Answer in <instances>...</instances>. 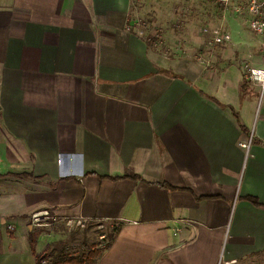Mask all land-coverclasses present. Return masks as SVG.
<instances>
[{"label":"crops","instance_id":"obj_1","mask_svg":"<svg viewBox=\"0 0 264 264\" xmlns=\"http://www.w3.org/2000/svg\"><path fill=\"white\" fill-rule=\"evenodd\" d=\"M142 10L0 0V264L78 242L73 216L112 226L94 264H264V92L245 51L173 28L154 45L125 29ZM41 209L57 221L32 224Z\"/></svg>","mask_w":264,"mask_h":264},{"label":"rangeland","instance_id":"obj_2","mask_svg":"<svg viewBox=\"0 0 264 264\" xmlns=\"http://www.w3.org/2000/svg\"><path fill=\"white\" fill-rule=\"evenodd\" d=\"M139 8L144 7V11L140 16L150 24H152L155 31L152 32L157 38L158 43L161 41L162 31L165 28H173L176 36L173 40H180L183 42L191 43L188 38L194 37L196 42V48L203 49L209 40V35L203 28H210L213 26L223 24L230 32L231 40L230 45L238 44L241 49L245 51V55L242 56V66H253L254 61H259L258 56V36L251 31L246 23L237 17L232 16L230 13L223 18H220L221 9L216 8L212 4V0H138ZM186 8V18L182 23L176 21V17L180 10ZM156 20V21H155ZM155 22V23H154ZM182 33V36L179 35ZM202 38H199L200 36ZM256 36V37H255ZM188 37V38H187ZM235 44V45H236ZM160 45V43H159ZM163 50L169 53L171 50L169 47L161 44ZM107 222H94L91 225H87L85 228L75 229L72 232V238L78 233L81 235L78 237V242L69 243L67 247H64V251L69 253L78 254L79 252H85L91 244L104 245L110 235L112 226ZM89 229V230H88ZM70 236V235H69Z\"/></svg>","mask_w":264,"mask_h":264},{"label":"built area","instance_id":"obj_3","mask_svg":"<svg viewBox=\"0 0 264 264\" xmlns=\"http://www.w3.org/2000/svg\"><path fill=\"white\" fill-rule=\"evenodd\" d=\"M138 4V0H131L132 6H138ZM212 4L216 8L221 9L220 18L224 19L227 13H230L232 16L241 19L243 23H246L249 29L259 37L261 62L258 66H242V72L245 79L257 84L261 93L264 92V0H212ZM186 11V8L180 10L176 21L182 23L186 18ZM151 27L152 24L148 23L144 18L137 17L133 24L128 21L125 29L128 31L134 30L139 35L146 37L154 45H157L156 36L149 33ZM203 31L209 35V40L207 41L209 46L221 45L231 39L229 30L223 24L203 28ZM250 141L251 139L248 138L243 142H239V145L247 148ZM57 219L58 217L49 209L36 210L31 214V223L37 225H46L57 221ZM63 221L69 231L83 229L88 224L87 219L81 216L66 217ZM8 228H11V225H8Z\"/></svg>","mask_w":264,"mask_h":264},{"label":"trees","instance_id":"obj_4","mask_svg":"<svg viewBox=\"0 0 264 264\" xmlns=\"http://www.w3.org/2000/svg\"><path fill=\"white\" fill-rule=\"evenodd\" d=\"M112 237L110 235L104 246L98 247L95 244H91L87 251H82L78 254L64 251L63 244L56 243L44 253L36 256V264H94L101 250L109 245ZM29 242L31 246L34 243V239L31 236Z\"/></svg>","mask_w":264,"mask_h":264}]
</instances>
